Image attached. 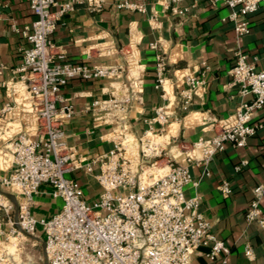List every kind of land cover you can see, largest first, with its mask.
<instances>
[{
	"label": "built area",
	"instance_id": "obj_1",
	"mask_svg": "<svg viewBox=\"0 0 264 264\" xmlns=\"http://www.w3.org/2000/svg\"><path fill=\"white\" fill-rule=\"evenodd\" d=\"M148 1L125 0L118 8L146 14ZM183 1L186 0H171L166 9L184 17L187 11L177 8ZM190 1L197 4L200 0ZM104 2L30 0L35 20L18 30L27 47L23 48L21 63L15 71L18 80L0 83V89L10 95L0 117L21 115L28 127L13 133L0 149L7 160L5 169H0V191L12 194L17 202L15 213L13 202L0 194V264H12L17 249L11 251L9 246L27 235L34 236L38 227L44 236L48 264H189L201 248L207 249L205 257L210 262L225 258L230 249L213 234L208 221L198 212L200 197L188 199L184 190L197 186L190 175L191 167L202 168V176H209V162L227 144L242 148L248 138L263 128L264 122L255 125L253 119L264 107V70L248 64L241 50L234 53V65L228 72L229 86L249 100L242 102L232 116L210 123L213 135L207 139L200 137L169 156L163 144H150L147 135H157L148 132L138 144L134 140L127 143L124 138L114 143L105 155L81 165L72 160L73 153L65 144L63 127L72 121L75 110L62 98L61 92L73 79H104L113 76L115 70L65 61L64 52H57L50 37L61 18L76 6L86 5L98 11ZM209 2L213 7L222 4L231 10L228 20L237 38L249 33L250 15L259 10L264 12V0ZM156 63V87L163 88L167 82V63L161 56L156 57ZM181 85L185 89L178 96L182 110H186L204 81L189 75ZM131 100L132 97H124L122 101L116 98L106 101L101 106L104 120L111 118V110L120 106L122 110ZM155 113L153 122L159 123L164 131L167 115L162 108ZM144 159L147 164L152 162L146 165ZM246 164L242 160L236 170ZM95 166L99 173L92 178L101 192L88 203L75 172L83 170L90 176ZM155 172H160L158 177L153 176ZM145 173H148V182L142 180ZM42 186L50 188V197L61 201V207L49 219L38 220L32 215L31 207ZM218 190L228 197L229 182L223 181ZM263 193V185L252 190L253 199L245 215L247 223L255 224L262 231ZM244 257L249 261L254 259L249 246Z\"/></svg>",
	"mask_w": 264,
	"mask_h": 264
},
{
	"label": "crops",
	"instance_id": "obj_2",
	"mask_svg": "<svg viewBox=\"0 0 264 264\" xmlns=\"http://www.w3.org/2000/svg\"><path fill=\"white\" fill-rule=\"evenodd\" d=\"M124 1L105 0L98 11L86 5L76 6L61 18L50 37L57 52H64L65 61L115 70L113 76L104 79H73L61 92L75 110L72 121L63 127L65 144L73 153L72 160L81 165L105 155L114 143L124 138L131 137L138 144L148 132L162 136L166 127L162 131L160 124L153 122L158 108L166 113L170 124L161 138L167 139L168 143L163 142L167 146L173 145L168 150L169 156L200 137L207 139L213 135L210 123L232 116L242 102L249 100L229 86L228 72L234 65V53L241 50L248 64L264 70L261 10L248 17L249 33L237 38L228 20L231 10L222 4L213 7L209 0L197 4L186 0L177 5L178 9L187 11L180 17L166 9L171 0H149L146 14L118 8ZM0 16V83H14L19 77L15 71L21 63L22 50L27 47L18 30L30 25L35 16L30 10V0H0ZM151 45L156 48L152 49ZM157 56L167 63V82L163 88L156 87ZM189 75L203 79L204 85L187 109L182 110L178 94L185 89L181 83ZM9 96V92L0 89V111L9 102ZM112 97L118 101L124 97L132 100L122 110L121 106L111 110V118L104 120L101 106ZM6 118L17 123V131L28 127L21 115L10 114ZM10 122L5 123L12 132L15 126ZM261 122H264V107L253 119L255 125ZM242 160L247 164L237 171ZM209 163L207 177L202 176V168L191 167L190 175L197 186L187 187L184 196L200 197L198 212L208 221L213 234L229 247L230 253L210 262L205 257L207 249L201 248L189 264H264V231L245 219L253 199L252 190L264 186V126L246 140L244 147L227 144ZM98 173V166L90 176L83 170L75 172L88 203L101 192L92 178ZM223 181H228L231 187L226 198L218 190ZM49 192L48 186H42L33 199L31 213L38 220L49 219L61 207V201L52 199ZM261 209L264 211V193ZM30 239L32 245L40 246L44 264L42 229L38 227ZM247 246L253 251L252 261L244 257Z\"/></svg>",
	"mask_w": 264,
	"mask_h": 264
},
{
	"label": "rangeland",
	"instance_id": "obj_3",
	"mask_svg": "<svg viewBox=\"0 0 264 264\" xmlns=\"http://www.w3.org/2000/svg\"><path fill=\"white\" fill-rule=\"evenodd\" d=\"M5 118L0 117V120L2 122V126L0 128V149H2V147L6 143V140L9 137H11L13 135V133L15 132V131L9 132L10 125L7 127L5 122H10V120H8L7 118L5 119ZM6 127L8 128L7 130H5ZM165 145L166 144L162 145V147H164V148L166 147V149H165L166 152L171 148V146H173V145H168V146L167 145L165 146ZM0 157L2 158L1 154H0ZM144 162L146 165H149L152 161H150L147 164V162L144 159ZM2 168H3V165H2ZM32 244H33V242L29 237H26L24 239H21V240H18L16 242L12 243L9 246V249L11 251H15L16 249L18 250L16 252H14L13 259L15 258L14 259L15 261L14 262L12 261V264H42V253L40 252V246L38 244H36V245H32ZM26 245H28V246H26ZM15 246L17 248H15Z\"/></svg>",
	"mask_w": 264,
	"mask_h": 264
},
{
	"label": "bare ground",
	"instance_id": "obj_4",
	"mask_svg": "<svg viewBox=\"0 0 264 264\" xmlns=\"http://www.w3.org/2000/svg\"><path fill=\"white\" fill-rule=\"evenodd\" d=\"M1 121V120H0ZM10 123H13V125L15 126V132L18 130V125H17V123H14V122H10ZM176 123V122H175ZM170 125V124H169ZM169 125L166 127V132L162 135V136H159V135H157V136H154V135H151V134H148L147 135V137H146V139L150 142V144L151 145H157V144H159V143H161V144H166V143H163V142H167V139H161V138H163L166 134H167V132H168V127H169ZM8 128L6 127L5 128V130H7ZM9 132H10V130H9ZM2 134V133H1ZM127 137V136H126ZM133 140V138H131V137H129V138H127V143H129V142H131ZM168 143V142H167ZM0 154H1V156H2V158L0 157V168L1 169H5V165H6V163H7V160H6V158L2 155L3 153L2 152H0ZM2 165H3V168H2ZM159 173L160 172H158V173H153V176L154 177H158V175H159ZM142 180L143 181H145V182H148V177H147V173H145L144 174V176L142 177Z\"/></svg>",
	"mask_w": 264,
	"mask_h": 264
},
{
	"label": "water",
	"instance_id": "obj_5",
	"mask_svg": "<svg viewBox=\"0 0 264 264\" xmlns=\"http://www.w3.org/2000/svg\"><path fill=\"white\" fill-rule=\"evenodd\" d=\"M0 194L6 199H8L10 202H13L14 206H15V213H16V210H17V202L15 201V198L12 194L10 193H5V192H1L0 191ZM14 219H15V216H14ZM16 220V219H15ZM27 237L31 238L32 236L30 235H27ZM44 247H45V243L44 241H42V248H43V251H44ZM44 264H48L47 263V260H46V257H45V261H44Z\"/></svg>",
	"mask_w": 264,
	"mask_h": 264
}]
</instances>
